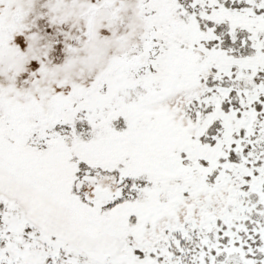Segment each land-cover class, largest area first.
Instances as JSON below:
<instances>
[{"label":"snow or ice","instance_id":"snow-or-ice-1","mask_svg":"<svg viewBox=\"0 0 264 264\" xmlns=\"http://www.w3.org/2000/svg\"><path fill=\"white\" fill-rule=\"evenodd\" d=\"M0 264H264V0H0Z\"/></svg>","mask_w":264,"mask_h":264}]
</instances>
